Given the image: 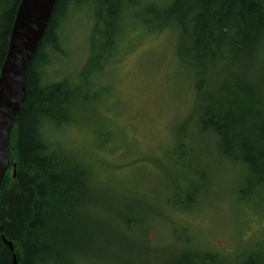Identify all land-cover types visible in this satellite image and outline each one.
<instances>
[{
	"label": "rangeland",
	"instance_id": "1",
	"mask_svg": "<svg viewBox=\"0 0 264 264\" xmlns=\"http://www.w3.org/2000/svg\"><path fill=\"white\" fill-rule=\"evenodd\" d=\"M77 9L62 25L58 51H49L47 82L68 77L84 87L94 17ZM127 20L102 74L86 81V100L73 104L71 121L46 132L92 171L94 213L77 264H170L187 243L224 255L264 246V186L243 199L242 165L198 133L194 79L178 57V33ZM259 74L248 80L260 81ZM192 198L189 210L178 209ZM135 217L148 221L138 232L125 225Z\"/></svg>",
	"mask_w": 264,
	"mask_h": 264
},
{
	"label": "trees",
	"instance_id": "2",
	"mask_svg": "<svg viewBox=\"0 0 264 264\" xmlns=\"http://www.w3.org/2000/svg\"><path fill=\"white\" fill-rule=\"evenodd\" d=\"M21 1L0 0V73ZM76 9L94 17L91 53L81 74L89 89L86 81L102 74L127 19L153 31L176 30L178 57L194 79L198 133L215 139L217 154L242 165L243 199L264 186V65L258 64L264 54V0H58L27 67L23 109L9 138L10 169L0 186V264H77L85 221L94 213L91 169L46 135L67 125L73 104L86 100L84 87L68 77L47 82L44 71L49 51H58L62 42V25ZM261 70L260 81L248 80ZM223 76L227 80L216 83ZM194 204L192 198L177 205L189 210ZM145 224L139 217L125 222L137 232ZM185 246L170 264H264V246L232 256Z\"/></svg>",
	"mask_w": 264,
	"mask_h": 264
},
{
	"label": "water",
	"instance_id": "3",
	"mask_svg": "<svg viewBox=\"0 0 264 264\" xmlns=\"http://www.w3.org/2000/svg\"><path fill=\"white\" fill-rule=\"evenodd\" d=\"M58 0H22L6 60L0 73V186L9 172L8 143L26 96L27 67L32 61ZM16 167L14 166V173ZM14 251L13 244L3 238Z\"/></svg>",
	"mask_w": 264,
	"mask_h": 264
},
{
	"label": "bare ground",
	"instance_id": "4",
	"mask_svg": "<svg viewBox=\"0 0 264 264\" xmlns=\"http://www.w3.org/2000/svg\"><path fill=\"white\" fill-rule=\"evenodd\" d=\"M80 179V178H79ZM80 183V182H79ZM175 206V205H174ZM69 235V234H68ZM186 236V235H185ZM15 248V247H14Z\"/></svg>",
	"mask_w": 264,
	"mask_h": 264
}]
</instances>
